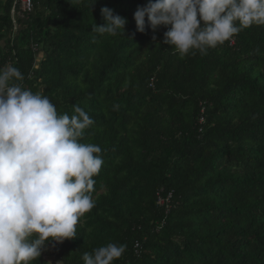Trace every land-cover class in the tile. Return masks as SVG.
<instances>
[{"label":"trees","instance_id":"trees-1","mask_svg":"<svg viewBox=\"0 0 264 264\" xmlns=\"http://www.w3.org/2000/svg\"><path fill=\"white\" fill-rule=\"evenodd\" d=\"M31 1L11 17L0 0V68L59 114L82 107L95 123L81 142L104 161L77 236L33 264H83L108 243L126 245L113 264H264V25L181 55L163 43L170 25L136 31L148 0ZM105 6L123 36L92 31Z\"/></svg>","mask_w":264,"mask_h":264},{"label":"clouds","instance_id":"clouds-1","mask_svg":"<svg viewBox=\"0 0 264 264\" xmlns=\"http://www.w3.org/2000/svg\"><path fill=\"white\" fill-rule=\"evenodd\" d=\"M100 14L104 23L92 31L123 36L125 18L106 6ZM145 18L153 32L171 26L163 43L175 52L206 53L264 25V0H148L134 13L137 32ZM24 78L15 66L0 68V264H33L51 242L74 239L95 206L93 177L104 163L99 145L81 142L95 123L90 115L75 104L71 116L59 114L46 95L17 83ZM125 251L108 243L84 252L83 264H113Z\"/></svg>","mask_w":264,"mask_h":264},{"label":"built area","instance_id":"built-area-1","mask_svg":"<svg viewBox=\"0 0 264 264\" xmlns=\"http://www.w3.org/2000/svg\"><path fill=\"white\" fill-rule=\"evenodd\" d=\"M15 6H17L20 10V13H25V14H30L33 10L32 6V1L31 0H15V2L13 3L12 6V10H11V17H13L14 15V8ZM230 45H232V41L229 40ZM170 194H168L166 197H163L162 195V190H160L159 192H157L156 194V204L159 207H164L165 211L164 214H167L169 211V203H170ZM159 228H156V231H159ZM139 245L135 244L133 249L135 252H137Z\"/></svg>","mask_w":264,"mask_h":264}]
</instances>
